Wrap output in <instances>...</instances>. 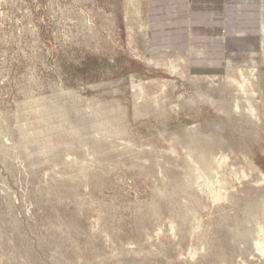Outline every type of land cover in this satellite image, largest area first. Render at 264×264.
<instances>
[{"label": "rangeland", "instance_id": "1", "mask_svg": "<svg viewBox=\"0 0 264 264\" xmlns=\"http://www.w3.org/2000/svg\"><path fill=\"white\" fill-rule=\"evenodd\" d=\"M47 1L0 2V262L264 264V256L252 247L256 220L249 223L245 217L247 205L264 196L240 147L249 145L256 167L264 172V121L253 133V122L241 125L215 109L234 95L232 89L225 94L221 80L223 69L236 76L227 61L240 70L246 52L264 75L260 45L264 0H250L257 3L248 6L245 0H150L149 43L141 37L138 22H126L125 0ZM141 5L147 6L145 1ZM168 11L174 15L167 16ZM142 17L140 23L144 13ZM91 27L97 36L90 35ZM237 33L253 38V48L235 49L229 39H238ZM190 42L207 51L202 57L192 53L190 59L195 66L207 63L206 73L218 78L214 86L209 85L211 78L201 80L188 67L180 77L146 61L165 51H184L189 58ZM139 84L148 87L145 98L136 96ZM64 90L77 100L60 97L58 92ZM56 95L60 97L56 104L73 112L74 128L93 124L95 129L85 130L61 159L44 155L30 162L17 131L26 122L31 125L27 130L34 131L38 125L31 112L33 101ZM19 103L25 105L22 114ZM99 104L108 109L121 106L123 114L116 111L103 117L106 111L95 107ZM241 106L239 111L246 113L245 104ZM160 112L165 116L157 118ZM112 123L116 131L111 135ZM242 130L250 132L251 143L241 140ZM184 131L198 133L201 142L218 134L236 148L231 154L224 149L202 150L221 164L205 174L193 172L186 156L192 148ZM200 141L197 153L204 146ZM81 170H85L81 185L67 189L77 184ZM207 184L223 196L220 201L212 200ZM184 187L186 193L181 192ZM258 219L264 226L263 216ZM238 230L251 234L243 240L235 236Z\"/></svg>", "mask_w": 264, "mask_h": 264}, {"label": "bare ground", "instance_id": "2", "mask_svg": "<svg viewBox=\"0 0 264 264\" xmlns=\"http://www.w3.org/2000/svg\"><path fill=\"white\" fill-rule=\"evenodd\" d=\"M1 1H5V0H1ZM92 1H94V0H92ZM144 1H145V5H147V6L146 7L144 6V9H142L143 5H141V4ZM7 3H8V0H7ZM150 3H151L150 0H125V4H126V8H127L126 11H125V15H126L125 16V20H126V22H133V25L135 24V22L139 23V25H137L138 23L135 24V25H137L136 27L139 29L138 31L141 32V34H142L141 37H143V39H145L146 43L150 42L149 36H150V32L152 31V23H151V20H150L151 13H150V9H149L150 8L149 7ZM94 4H96V3H94ZM66 5H67V3H66ZM94 6H96V5H94ZM57 7L59 8V6H57ZM75 7H76V5H75ZM78 8H79V6H78ZM261 8H262L261 9L262 11H261V20H260V24H261V28H260V45H261V51H262V54H261L262 57L261 58L263 59L262 61H264V3L263 2L261 3ZM50 9H51V7H50ZM68 9H70V7ZM54 10H56V9H54ZM84 10H86V9H84ZM95 10H96V8H95ZM63 11H62V13H63ZM143 11H145V12H143ZM174 11L176 13L175 16H177L178 13H179V9H175ZM73 12H75V11H73ZM142 13L145 14V19H144V22L140 23V21H143L142 18L144 17V16L142 17ZM171 14H172V16L174 15V13H172L171 11H168L167 16H169V15L171 16ZM69 15H67V16H69ZM79 16H83L84 17V15H79ZM63 17H64V15H63ZM75 17H78V16H75ZM68 18H70V16ZM71 19H73V18H71ZM75 19H77V18H75ZM87 20H89V19H87ZM76 23H77V21H76ZM85 23H87V22H85ZM91 23H92V21H91ZM79 25L81 26V24H79ZM92 25H93V23L91 24V26ZM127 25H132V24H127ZM129 27H130L129 30L131 32L132 31V26H129ZM85 28H87V27H85ZM92 28L93 27L89 28V30H90L89 33H91L90 35H94V33H93L94 30L92 31ZM79 30H80V28H79ZM81 30H83V29H81ZM76 31H77V34H78V30H76ZM36 34H37V32H36ZM79 34H80V32H79ZM128 35H129V33H128ZM94 36H97V35H94ZM94 36H92V37H94ZM245 37L246 36L243 35V33H242V34H238V36H237L238 39H235V40L234 39H229V38L228 39L230 40L229 43H231L232 46L235 49H239L240 48L239 51L245 52L248 49V47H249V49L253 48V43H252L253 42V38H245ZM80 38H81V36H80ZM40 40L41 39L39 38V41ZM76 40H77V38H76ZM84 40L86 41L85 38H84ZM89 40H91V37H90ZM89 40H87V41L89 42ZM165 41H167V40H165ZM37 43H39V42H37ZM73 43H75V41ZM90 43H92V42H90ZM128 43L130 45V41H128ZM229 43L226 44L228 48H230L229 47L230 46ZM83 44H85V43H82V45ZM72 45H74V44H72ZM78 45H80V44H78ZM86 46H87V44H86ZM144 47H145V45H144ZM188 51H189V58L187 56H185L184 51H176V52L165 51V52H162L163 54L157 53L156 55H153V56L149 57V59H146V61L150 65L152 64V65H155V66H163V68L166 67L170 74H177L180 77L184 76L185 68L188 67V70L190 71V73H198L199 74L198 76H199V78L201 80H206L207 76L209 78H211L212 80H210L209 85L211 87L214 86L213 84L215 82H217L218 78H217V76H209V74L206 73V70H205L206 66H207L206 62H203V64H196L197 66L191 64L192 62H191L190 58H191V54L192 53H194V55L196 54L197 56L202 57V56L206 55L207 51L205 49L197 50L196 49V45L193 44V42H190V49ZM212 57H214V56L212 55ZM242 58H243V62H242L243 64L241 66L242 69H240V70L237 69V67L234 65L233 61H227V63L229 62L230 67L232 66L234 68L235 74H236L235 77H230V75H228L226 72H224V69L221 70L223 72L221 80H222V83L225 85V88H226L225 89V94L227 95L229 93L230 89H232L233 92H234V95H233V97L231 99L232 101L231 102L222 103L217 108L215 106L214 107H215L216 111H218L219 113L223 114L227 118L234 117L237 122L241 123V125L242 124L246 125V124H249V122H253L252 124L255 125V129L253 131H251V132L258 133L257 131L260 130V128H259L260 126L259 125H261L262 122L264 121V95H263L264 94V75L262 74L261 71H259V67L260 66L255 64L254 59H252V57H247L246 56V52L244 53V57L242 56ZM142 59H144V58H142ZM259 64L262 65L263 62L259 63ZM155 82H154V84H156V83L158 84V82H156V83ZM194 83L196 85L199 84V82H197V81H194ZM149 84L152 85L153 83L150 82ZM158 85H160V84H158ZM164 85L165 84H162V86H160V87H164ZM55 87H56L55 89H57L59 86H55ZM136 90H137L136 96L138 98H145L147 96L148 87H144V84L137 85V89ZM65 91L66 90L60 91V92L57 91V92L59 93L58 95H60V97L61 96L64 97V96L68 95V96H73V98L75 100H77L78 96L72 95L71 91H66V92ZM53 92H55V90H53ZM198 96L201 98V95H198ZM60 97H58L56 95V97H54V98H50V97L43 98L42 97L40 99L34 100L33 101L34 105L31 106V112L36 115V117H35L36 118L35 119L36 124L35 125H38V127L35 128L36 127L35 126L34 127L35 130L34 131L32 130V132H29L27 130V128L30 127L31 125L28 122H26L17 131V132H19L18 134H19V137L21 138L20 142H22V146L21 147H22L23 154H24L26 159L30 160V162L33 161L34 158H38L39 156H44V155H48L49 157L53 158L54 160L61 159L63 157V155L64 156H65V154L67 155L69 152H71V150L74 149V142L79 140L81 138V136H83L82 134H83V132L85 130L95 129V126H92L93 124H90L91 126L88 125L87 128L80 129V130H77L76 128H74V126L72 124V120H71V113H73V112L70 111L67 108L62 110L61 106L58 105L59 104L58 103V98H60ZM199 97L195 98V101H198L200 99ZM73 98H72V100H74ZM79 99H81V97H79ZM204 99H207L210 103H213L211 101V99H209V98H204ZM53 100H55L56 102H53V103H50L49 105H47V101L52 102ZM190 101H194V100H190ZM151 102H153V103L158 102L159 103V100L157 99V101H155V99H152ZM56 103H58V104H56ZM26 104L28 105V103H26ZM100 104H102V103H100ZM100 104L98 106H96L97 105L96 104L95 107H98V108L102 109L103 111H106L107 113H109V115H108L106 112H104L103 117H107L108 118V117L112 116L110 113H114L116 111H118L121 115L123 114V110L120 109L121 106L116 105V106H113V107L108 109V108L105 107V105H104L105 103L103 105H100ZM244 104H245V108H246V113H242V112L239 111V109H241V107H242L241 105H244ZM16 106H18V105H16ZM178 107L179 106H176L174 109L178 110L177 109ZM24 108H25L24 104H20L18 106L19 112L21 114L23 113V110L26 111V109H24ZM258 109H260V110L258 111ZM41 110L43 111V113L41 112ZM45 110L50 111L52 113L48 114V112L46 113ZM60 110H62V111H60ZM237 112H239L240 114L237 113ZM134 115H136V113ZM163 116H165V114L161 113V112L156 115L157 118H161ZM107 118L103 119L104 123L107 122V120H106ZM0 122H1V120H0ZM22 123H24V122H22ZM112 126H114L113 123L108 126L109 128H111V132H112V133H110L111 135L115 134L114 132L116 131L115 129L112 128ZM241 134L243 135L242 136L243 138H241V140H245V142L248 140V141H250L249 143H251L250 138H248V136L250 135L249 131L242 130ZM111 135H109V136H111ZM109 136H108V138H109ZM196 136H198V133L190 134V132H188V131L185 132L184 131V136L183 137L186 139L187 146L189 148H192V149L194 148L193 150L191 149V152L188 151L186 153V156H187V159H188L187 162H188V164L192 165L193 172H201L202 174H205V172L208 171V168H210L212 165H214L215 167L216 166L219 167L220 164H221V163L218 162V165H217V161H214L211 158H208L205 153H202V150H207L208 148L210 150L224 149L228 154H231V151L236 148L235 147L236 145L233 144L234 146H232V144H227L226 142H224L223 138L220 135H218V134L217 135L211 134V135H209V137L204 139V141H202V142ZM199 141L201 143H203V145H204L203 147H201V150H200L201 153H197L196 150H195L196 144ZM94 142H97V141L94 140ZM252 145H254V144H252ZM32 147H34L35 150L33 149L34 151L30 152ZM240 147L242 148V151H241L242 154L241 155L245 159V162L248 164V166H250L251 175L253 174L254 176H256L257 179H258L257 181L261 182V185H260L258 190L261 193V195L264 196V172L259 170L256 167V165H255V163L253 161V154H251L252 152L250 153V151H249L250 150L249 145L246 144V145L240 146ZM252 149H253V147H252ZM173 153H175V152L172 151L171 154H173ZM232 153H233V151H232ZM2 158H3V156H2ZM4 160H5V157H4ZM223 163H225L224 160H223ZM84 172H85V170L84 171L81 170L80 175L78 176L77 179H75V180H78L77 184L68 185L67 189L69 188L70 190L73 191L77 187H79L81 185L80 180H82V178L84 177ZM234 175L236 177L238 176L237 174H234ZM241 175L243 177L246 176L244 174V172H241ZM207 187H208V192L211 195L213 201L218 202V201H220L222 199L223 196L220 193L214 192L213 188L211 186H209V184H207ZM186 190H188L187 187H184V188H182L181 192L186 193ZM258 190L256 188L255 192L256 191L258 192ZM245 215H246L245 216L246 220H248V221L251 220V221H249V223H253L254 224V220H256L255 224L253 225V228H252V233H253V235L256 236L252 240V247H254L255 250L258 252V254H260L261 257H263L264 256V226H263L262 223L259 222L258 218H259L260 215L263 216V218H264V200H260L259 197H255L254 200L247 205L246 210H245ZM252 219H253V221H252ZM256 222H257V224H256ZM250 234H251L250 230H238V231L235 232V236L240 238V239H243V240L246 239V238H249ZM0 264H3V262H0Z\"/></svg>", "mask_w": 264, "mask_h": 264}, {"label": "crops", "instance_id": "3", "mask_svg": "<svg viewBox=\"0 0 264 264\" xmlns=\"http://www.w3.org/2000/svg\"><path fill=\"white\" fill-rule=\"evenodd\" d=\"M255 2H256V1L245 0L244 4H246V5H247V4H248V5L251 4V5H252V4H256V3H257V2L255 3ZM248 5H247V6H248ZM192 37L194 38L193 35H190V38H192ZM190 38H189V39H190ZM190 40H191V39H190ZM213 46H215V45H213ZM216 47H218V45H216ZM218 48H219V47H218Z\"/></svg>", "mask_w": 264, "mask_h": 264}]
</instances>
